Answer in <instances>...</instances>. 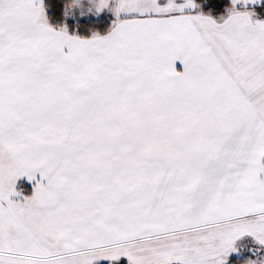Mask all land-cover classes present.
<instances>
[{"label":"snow or ice","instance_id":"snow-or-ice-1","mask_svg":"<svg viewBox=\"0 0 264 264\" xmlns=\"http://www.w3.org/2000/svg\"><path fill=\"white\" fill-rule=\"evenodd\" d=\"M239 2L218 20L116 0L82 37L43 0H0V264H221L246 233L264 244V20Z\"/></svg>","mask_w":264,"mask_h":264},{"label":"trees","instance_id":"trees-1","mask_svg":"<svg viewBox=\"0 0 264 264\" xmlns=\"http://www.w3.org/2000/svg\"><path fill=\"white\" fill-rule=\"evenodd\" d=\"M165 0H160L164 2ZM71 0H43L45 6L46 16L50 24L56 27L67 26V30L71 34H76L82 37H90L93 32H99L100 34L107 33L115 18L114 14L107 11L101 15H93L90 17H80L74 13H71V8L68 5ZM196 4L199 6L200 12L208 14L218 19L222 15L227 14V10L231 7V0H196ZM252 9L256 10L258 14L264 12V2L262 4L253 6ZM26 194H30L31 187L29 185L24 189ZM242 240H240L241 242ZM245 255L232 256L228 264H245L249 258L256 257L254 253L246 250ZM258 256V255H257ZM96 264H129L128 259L120 258L114 261H104Z\"/></svg>","mask_w":264,"mask_h":264},{"label":"rangeland","instance_id":"rangeland-1","mask_svg":"<svg viewBox=\"0 0 264 264\" xmlns=\"http://www.w3.org/2000/svg\"><path fill=\"white\" fill-rule=\"evenodd\" d=\"M183 1V0H181ZM264 2V0H257V2L253 3L252 0H248V3L245 4L244 0H240V2L236 5L237 8L241 9V10H252L254 13V19H262L264 20V12L263 14H258L256 10L252 9L253 6L262 4ZM81 3H79L80 5ZM232 6V4H231ZM187 10H194L197 13H200V9L199 6L197 5V7L195 8H186ZM111 10V9H110ZM113 11V10H111ZM114 12V11H113ZM93 15H98V14H93ZM220 18H218L219 20ZM240 240H242L240 242ZM234 247H235V251H232L229 253L228 257L226 260H222L221 264H228L229 260L232 256H242L245 255V251L248 250L252 253L255 254L256 257L254 258H249V260H255L258 262L264 260V244H261L253 235H251L250 233H246L244 236L238 238L235 243H234ZM258 255V256H257ZM247 261V262H248ZM247 262L245 264H247Z\"/></svg>","mask_w":264,"mask_h":264},{"label":"crops","instance_id":"crops-1","mask_svg":"<svg viewBox=\"0 0 264 264\" xmlns=\"http://www.w3.org/2000/svg\"><path fill=\"white\" fill-rule=\"evenodd\" d=\"M159 2H160V0H159ZM179 2H183V1L179 0ZM80 3H81L80 5L79 4H74L72 6V10L73 11H71V13H74L76 15L80 14V17H90V16H93V14L101 15V14L107 12V11H110L111 13L114 14V18L116 19L115 13L113 11H111V10H113V7H114V5L116 3V0H108V3L100 10L97 9L96 5L91 3V0H80ZM160 3L161 4L166 3V0L164 2H160ZM184 11L186 13L198 14L196 11H194V10L190 11V10H187L186 8L184 9ZM45 13H46V11H45ZM124 15H125L124 13H121L122 17ZM176 65H177L178 68H182V64L180 63V61H177ZM29 186L31 187L30 184H29ZM120 258L128 259L126 256H121ZM104 261H109V260L108 259L94 260L92 262V264H96V263L104 262ZM169 264H182V262L181 261H170Z\"/></svg>","mask_w":264,"mask_h":264},{"label":"clouds","instance_id":"clouds-1","mask_svg":"<svg viewBox=\"0 0 264 264\" xmlns=\"http://www.w3.org/2000/svg\"><path fill=\"white\" fill-rule=\"evenodd\" d=\"M80 0H71L70 4L68 5L69 9L71 8L72 4H79ZM91 3L96 5L99 3V0H91Z\"/></svg>","mask_w":264,"mask_h":264}]
</instances>
